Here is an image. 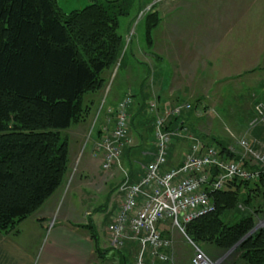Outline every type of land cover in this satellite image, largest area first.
Here are the masks:
<instances>
[{
  "label": "trees",
  "instance_id": "1",
  "mask_svg": "<svg viewBox=\"0 0 264 264\" xmlns=\"http://www.w3.org/2000/svg\"><path fill=\"white\" fill-rule=\"evenodd\" d=\"M126 16L122 0H92L69 13L62 11L57 0H0V232L16 233L19 224L39 213L63 185L69 164L64 131L86 124L94 110L91 96L103 90L111 71L126 60L118 31L119 19ZM159 20L147 15L150 52V35ZM149 73L147 65L148 78ZM145 84L138 94L137 112L149 123L151 140L153 117L146 103L156 97L150 92V80L148 87ZM127 96L132 99L127 94L121 100ZM200 101L189 103L190 112ZM116 106L110 111L113 117ZM213 140L223 157L239 159L237 150L229 149L231 140ZM132 146L124 147L121 160ZM244 166L256 168L249 161ZM208 195L215 210L187 223L184 231L214 256L231 248L263 218L264 172L255 182L233 180ZM82 228L95 235L91 223ZM231 259L232 264H264V229L255 231Z\"/></svg>",
  "mask_w": 264,
  "mask_h": 264
},
{
  "label": "rangeland",
  "instance_id": "2",
  "mask_svg": "<svg viewBox=\"0 0 264 264\" xmlns=\"http://www.w3.org/2000/svg\"><path fill=\"white\" fill-rule=\"evenodd\" d=\"M91 1L57 0L59 7L65 13L81 9ZM123 1L126 3L129 16L119 19L118 31L124 39L122 55L127 54L126 60L129 53L131 56L135 55V51L131 50V47L150 53L147 50L149 45L146 43L147 15L158 16L161 22L155 28L156 31L150 35V46L168 48L166 54L171 58L175 74L178 71L184 73L186 70L185 74L190 78H197L196 80L199 82L204 80L206 84L212 82L215 89L213 97L215 93L217 98L220 96L218 104L220 102L222 106L218 111L219 118L216 119L218 130H220L218 134L223 137L222 139L232 138L230 146L237 152L240 150L236 140L241 138H246L255 150H261L264 147V120L257 119L256 108L260 105L264 108V0ZM184 52L190 53L193 56L192 60L199 59V61H189L186 65L185 60H181L184 59ZM154 53L156 52L154 51ZM158 53L164 54L165 52ZM179 55H181V59ZM136 56L140 58V52L136 51ZM118 70L117 65L107 77L103 90L109 83L116 80ZM199 82L196 85L200 89ZM206 89L208 93V86ZM213 100L215 101V99ZM64 133L68 139L70 132L66 130ZM218 139L221 140V138ZM186 147L187 145L184 146L185 149L179 157H175L177 161L183 160L188 150ZM68 159L67 175L70 167L69 156ZM67 198L68 195L65 199ZM66 202L58 203L51 218L50 216L49 218L41 216L43 209H40V216L37 213L22 221L17 227L16 233L14 231L0 232V264H31L30 260H24L22 249L31 243L33 235L44 234L43 229L45 233L47 232L51 220L59 219L63 210L67 208ZM43 217L47 218L44 223H42ZM226 217L229 216H224L225 220ZM263 221L264 216L256 222L254 227L262 224ZM169 226L170 224H168ZM259 229H264V224ZM253 234L247 237H245L247 233L243 234L236 243L242 239V243L245 242ZM165 235L171 239L172 243L168 250L169 260L164 263L149 264H191L194 248L187 238L174 228L168 229ZM130 245L134 247L132 259V264H134L137 248L132 243ZM240 245L231 252H229L231 249L229 248L219 251L214 256L208 254L203 248H199L214 264H232V254ZM196 246L198 247V245ZM21 255L23 259H21Z\"/></svg>",
  "mask_w": 264,
  "mask_h": 264
},
{
  "label": "crops",
  "instance_id": "3",
  "mask_svg": "<svg viewBox=\"0 0 264 264\" xmlns=\"http://www.w3.org/2000/svg\"><path fill=\"white\" fill-rule=\"evenodd\" d=\"M150 48L151 52L147 53L132 47L135 55L124 60L116 74V80L109 83L99 94L91 96L94 100V110L86 124H74L67 129V132H70L69 174L61 188L43 206L42 214L39 212L38 215L51 218L58 203L62 201H67V208L59 219L51 220L52 226L49 225L46 233L43 229L44 234L32 236L31 243L22 249L24 260H30L31 264H132L133 245L126 246L122 252L113 251L106 232L107 224L121 203L117 194L118 184L122 180L121 170L116 167L108 171L102 170L101 159L94 154V146L110 132L114 124L110 110L125 95H130L133 103L130 107L129 133L133 149L122 159V167L125 166L133 181L142 176L144 166L152 159L154 152L149 137L150 125L145 121V117L142 118L137 112V98L143 83L147 86L150 80L148 86L150 92L154 93L159 107L200 99L196 109L184 115L185 124L208 144H215L213 138H223L218 134L220 130L216 122L222 106L220 102L218 104L220 96L217 98L215 93L213 97L215 89L212 82L206 84L204 80L199 82L197 78H190L185 74L186 70L184 73L178 71L179 74H175L171 58L166 54L168 48ZM136 51L140 52V58H137ZM183 55L184 59H181V55L179 58L185 60L186 65L189 61H199L198 57L195 58L197 60H192L190 53L184 52ZM147 65L151 72L149 78L146 76ZM198 82L200 89L196 85ZM190 113L192 115H189ZM183 145L187 144L182 140H176L172 145L169 164L178 165L182 162L177 161L175 157H179L184 151ZM67 195L68 198L65 199ZM89 223L93 225L96 236L82 228ZM23 257L21 255V259Z\"/></svg>",
  "mask_w": 264,
  "mask_h": 264
},
{
  "label": "built area",
  "instance_id": "4",
  "mask_svg": "<svg viewBox=\"0 0 264 264\" xmlns=\"http://www.w3.org/2000/svg\"><path fill=\"white\" fill-rule=\"evenodd\" d=\"M131 104L129 96L117 104L110 132L94 146V154L101 159V169L108 171L116 167L123 176L117 187L120 206L106 226L111 247L122 249L132 243L137 248L134 264L164 263L169 260L172 243L162 233L174 228L194 248L191 264H214L188 238L184 227L215 210L208 192L221 191L233 180L257 181L264 172V147L255 150L246 138H241L236 140L239 159L225 158L215 144L205 143L185 124L183 116L191 110L189 103L159 107L155 100H150L146 105L153 117L154 152L142 176L132 182L121 160L124 147L133 143L127 111ZM256 112L257 119L263 121L264 108L257 106ZM176 140H184L188 150L180 165H171L170 150ZM244 161L256 168L245 167Z\"/></svg>",
  "mask_w": 264,
  "mask_h": 264
},
{
  "label": "water",
  "instance_id": "5",
  "mask_svg": "<svg viewBox=\"0 0 264 264\" xmlns=\"http://www.w3.org/2000/svg\"><path fill=\"white\" fill-rule=\"evenodd\" d=\"M264 224V221L262 222V224L260 223V224H258L256 227H254L253 229H252V231H250V232H248L247 233V235L245 236V237H247V236H249V235H251L252 233H254L256 230H258L259 228H260V226H262ZM260 225V226H259ZM242 241H243V239L241 240V241H239L238 243H236L235 245H234V247L233 248H231L230 250H229V252H231L235 247H237L238 245H240L241 243H242ZM228 252V253H229Z\"/></svg>",
  "mask_w": 264,
  "mask_h": 264
}]
</instances>
